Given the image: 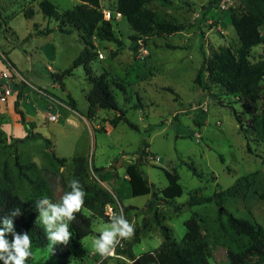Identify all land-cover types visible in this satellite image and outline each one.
Returning a JSON list of instances; mask_svg holds the SVG:
<instances>
[{"label": "rangeland", "instance_id": "rangeland-1", "mask_svg": "<svg viewBox=\"0 0 264 264\" xmlns=\"http://www.w3.org/2000/svg\"><path fill=\"white\" fill-rule=\"evenodd\" d=\"M36 1L39 0H0V23L2 20L9 22V27L21 38L19 41L10 33L8 35L16 41L9 39L0 24V47L5 51L10 47L12 59L29 82L22 108L35 113L34 131L43 137L17 143L28 131L20 123L14 129V138H10L4 128L10 118L6 108L0 107V174L10 177L15 193L30 202L38 217L36 201L48 198L59 203L63 190H71L68 182L78 180L72 158H86V170L79 183L86 193L83 212L95 217L92 221L94 233L81 241L71 237L67 244L71 264H134L142 255L159 251L165 234L180 244L187 230L185 222L192 216L199 220L200 232L210 249L211 264H230L227 255L230 242L222 230L226 214L264 227V143L249 131L247 124L260 111L263 100L246 104L239 101L238 95H229L220 86L211 84L207 75L202 84L195 83V78L205 57L210 58L222 46L234 51L240 47L230 19V14L237 12L240 0H220L219 5L212 7L209 6L214 0L150 2L145 7L185 27L177 33L151 36L138 42L132 40L135 33L122 16L113 20L115 35L123 42V48L100 40L92 69L94 75L105 71L111 74L109 80L117 102L126 112L128 123L137 129L124 121L114 128L109 121L117 114L100 109L94 117L99 115L102 128L92 134L77 115L75 124L66 123V115L71 112L66 114V109L61 107L60 110L50 108V95H41L33 88H44L46 81H55L56 75H64L84 49L79 31L64 25L70 32H61L59 23L43 15ZM48 1L60 12L74 9L78 4L77 0ZM115 7L116 0H101L102 11L114 12ZM30 8L36 14L27 19L24 11ZM47 27L52 29L51 33H40L39 30ZM136 44L139 48L134 50ZM144 48L147 54L142 52ZM98 51L104 58L97 57ZM3 57L0 55L4 65V70L0 68V87L9 84L16 95V81L9 82L3 76L6 65H11L7 55ZM261 59H264V44L254 47L249 54L252 63ZM49 66L54 69V77L47 70ZM115 80L121 82L125 90L114 86ZM21 84L25 87L23 82ZM60 84V89L51 91L60 97H65L64 91H69L83 111L87 104L86 94L92 87L84 68L75 69L72 76L65 75ZM262 87L264 96V83ZM3 100L0 97V102ZM9 100L11 102V98ZM57 112L60 113L58 120L50 121L48 114ZM234 112L244 124L238 123ZM46 140L51 141L50 147ZM145 142L148 147L143 155L142 169L154 185L153 194L118 201L111 184L103 179L104 175L112 170L119 177L123 176L129 164L140 162L137 152ZM52 151L58 158L67 159L64 166L54 159ZM18 161L25 165L36 164V168L23 171L35 180L45 181L49 194L37 197L38 192L21 175L16 165ZM163 169L179 174L184 189L181 197L165 200L162 196L161 190L168 185ZM244 177L246 181L239 193H233L234 189L228 192ZM97 192L109 194L113 202L97 201ZM215 192L226 193L223 207H218L216 202L189 205L191 195L212 196ZM91 202L97 212L90 208ZM99 211L104 213L103 218L98 216ZM121 211L134 225V235L122 240L114 254L101 257L93 246L99 236L98 229L110 223L112 214ZM14 230L19 234L15 225ZM6 239L11 242L13 237L8 234ZM54 246L39 247L32 243L33 256L26 264H59ZM129 247L136 259L122 253Z\"/></svg>", "mask_w": 264, "mask_h": 264}, {"label": "trees", "instance_id": "trees-1", "mask_svg": "<svg viewBox=\"0 0 264 264\" xmlns=\"http://www.w3.org/2000/svg\"><path fill=\"white\" fill-rule=\"evenodd\" d=\"M78 1L81 3L76 5L74 9L62 12L48 0H39L38 7L43 15L54 18L59 23L58 28L61 32H70V30L65 29L64 25L79 31L84 49L73 61L71 67L65 70L63 74L72 76L75 69L84 68L86 79L92 86L87 94V117H94L97 110L100 109L113 111L117 115L109 123L115 128L120 122L128 123V120L126 119V112L121 109L117 102L116 92L113 90L112 82L109 80L111 74L107 71L101 75H94L93 73L92 62L94 61L96 49L94 39L115 43L118 49L123 48V42L116 37L112 22L104 19L101 0ZM153 1L169 3V0H116L114 12L120 13L135 33L132 36L133 41L138 42L151 36L177 33L185 27L183 24L161 18L156 10L145 7ZM210 4L209 7L219 5L220 0H214ZM35 14L36 12L33 8L24 11L27 19H32ZM230 19L240 41V47L234 51L230 47L222 46L210 58L205 57L203 65L195 78V83L202 84L204 75H207L211 84L220 86L229 95H238L240 102L251 104L262 99L263 104L260 107V111L254 114L247 121V124L249 131L253 132L264 143V96L262 94L264 59L254 63L249 60L250 51L254 47L264 44V0H240L237 12L231 13ZM0 24L4 27L7 35L10 33L14 36L16 35L6 20H2ZM51 32L52 29L49 27L40 30L42 34ZM7 37L15 40L9 35ZM15 38L17 39L16 36ZM138 48L139 44L133 47L134 50ZM96 55L97 57L99 56V51ZM8 61L11 63L10 60ZM11 65L13 64L11 63ZM114 83L117 88L125 90L121 82L115 80ZM170 91L174 92L172 89ZM21 97L22 94L19 93L15 110L20 117L21 123L27 129L28 135L17 140V143H24L28 139L43 138L40 133L34 132V122L28 121L24 112L19 109L18 100ZM68 99L72 109H76V100L70 95H68ZM234 115L239 124H244L237 112H234ZM128 124L132 128L137 129L132 123L129 122ZM46 144L47 147H50L52 143L50 140H46ZM147 147L148 144L145 142L143 148L137 152L140 156V162L127 166L126 174L129 178H119L114 171L104 175L103 179L111 184L114 197L118 201L153 194L154 186L149 182L148 177L142 170V159ZM52 154L60 166L65 165L67 159L58 158L53 151ZM72 160L75 165V176L80 181L81 175L86 170L87 160L81 156L74 157ZM16 165L21 175L29 181L33 190L38 192V198L49 194V187L45 181L35 180L23 171L24 168H36L35 163L25 165L20 164L18 161ZM163 171L168 180V185L161 190L164 199L174 200L181 197L184 189L179 182V174L166 169H163ZM244 181H246L245 177L239 179L228 192L234 189L235 192L233 191V193H239L240 188L244 186ZM65 192H68V190L64 189L62 195ZM225 194L223 192H215L212 196L191 195L189 205L216 202L218 207H223V196ZM95 198L102 204L113 202V197L103 192H97ZM262 198H264V195H262ZM93 204L94 202H91L89 206L97 212L98 209ZM16 208L20 209L21 214L13 218V223L17 226L19 234L27 233L31 238V242L39 247L49 246L45 230L37 223L36 212L30 202L15 193L13 183L6 173L0 174V226H2L3 217L9 215ZM98 213L99 217H104L102 211ZM226 216V221L222 223V230L230 242L227 249L230 264H264V227L246 219L237 218L230 213L226 214ZM93 218L95 217L87 216L83 209L76 213L75 220L69 224V230L75 240L81 241L94 233ZM185 226L187 230L180 244L171 239L168 234H165L160 250L156 253L152 252L142 255L138 259L139 264H151L154 262L157 264H211L209 260L211 257L210 249L200 232L199 220L192 216L185 222ZM122 253L129 255L132 259H136L130 247L127 250H122ZM54 255L59 258V264H71L68 245L56 244L54 246Z\"/></svg>", "mask_w": 264, "mask_h": 264}, {"label": "clouds", "instance_id": "clouds-1", "mask_svg": "<svg viewBox=\"0 0 264 264\" xmlns=\"http://www.w3.org/2000/svg\"><path fill=\"white\" fill-rule=\"evenodd\" d=\"M70 191L65 192L59 203H53L48 198L36 201L39 212L37 223L42 224L49 245H67L72 237L69 230L70 222L76 218L84 205L86 193L78 180L69 182ZM20 209L12 210L3 217L0 226V261L3 264H26L33 256L31 251V238L25 234H18L14 230L13 218L20 215ZM99 236L93 242L95 251L101 257H108L122 240L130 239L134 235V225L125 218L123 212L112 214L110 223L98 229ZM11 234L13 239L9 242L6 235Z\"/></svg>", "mask_w": 264, "mask_h": 264}, {"label": "crops", "instance_id": "crops-1", "mask_svg": "<svg viewBox=\"0 0 264 264\" xmlns=\"http://www.w3.org/2000/svg\"><path fill=\"white\" fill-rule=\"evenodd\" d=\"M78 1V0H77ZM37 3L39 1H36ZM81 2L78 1V4H80ZM77 4V5H78ZM123 18V17H122ZM9 24V22H8ZM13 30V29H12ZM40 31V30H39ZM15 32V31H14ZM16 33V32H15ZM17 37V39L20 41L21 38L17 35H15ZM16 41V40H15ZM99 41L98 39H94V44L96 45V47L99 46ZM108 42V41H107ZM111 43V42H110ZM145 47V46H143ZM142 47V48H143ZM10 47L8 48L7 51L5 50H2L1 47H0V55H4L6 54L7 57H8V60H10V62L13 64L12 67L18 72V74L20 76H22L25 80H26V83L25 84V87L22 86L21 82L19 80H16V89H17V93L16 95L13 94V91H12V94L7 98V100H3L2 102H0V107L2 109H5L6 108V111L8 113V116H9V122L7 123H4V128H5V131L8 133V135L10 136V138H14V133H15V128L18 127V125L21 123L20 121V117L19 115L16 113V110H15V104L17 102V99H18V94H22V97L20 100H18V105H19V109L21 111L24 112L25 116H26V119L28 121H31V122H34L35 124V128H36V122H35V113H33L32 111L30 112H27L25 111L23 108H22V101H23V98L25 97V89H26V86L29 85V82L27 80L26 77H24L21 73V71H19L15 61L12 59V50H9ZM14 49V47L12 48ZM0 68L1 70H4V65L2 62H0ZM48 72L51 74L52 77H54L53 75V72H54V69L49 66L47 68ZM65 77V75H63V78ZM89 83V82H88ZM90 84V83H89ZM62 86L60 84V82H58L57 80L55 81H46L45 82V86H44V90L46 91V95H50L51 97V106L50 108H56L58 110L59 107L63 108V109H66V111L64 113L68 114L66 115V123L68 124H75V122L77 121L76 119V115L79 116L82 120L85 121V123L89 126V132L92 134V133H95L96 131H99L102 126L101 124L99 123V115H97L96 117H91V118H88L87 117V113H88V102L87 104L85 105L84 107V110L82 111L80 108H79V104H78V101L71 95V93L69 91L65 92L64 91V94H65V97H60L56 94H54L51 89H60ZM37 88V87H36ZM68 95H70L72 98H74L76 100V109H72V107L69 105V99H68ZM11 98V102L13 103V105H11V102H10V99ZM86 100H87V94H86ZM55 114H59L60 113H55ZM63 115V114H61ZM22 126L24 127V125L22 124ZM106 130L107 131H110L109 129H107L106 127ZM35 132V131H34ZM24 138V137H23ZM39 138H36V139H28L26 140L25 142L29 143L30 141H35ZM23 144V143H22ZM95 167V166H94ZM96 168V167H95ZM104 170H106V167L104 168ZM143 170V169H142ZM112 171V170H111ZM118 176V175H117ZM119 177V176H118ZM119 178H129L127 176V174L125 173L123 176L119 177ZM154 186V185H153ZM166 187V186H165ZM164 187V188H165Z\"/></svg>", "mask_w": 264, "mask_h": 264}, {"label": "built area", "instance_id": "built-area-1", "mask_svg": "<svg viewBox=\"0 0 264 264\" xmlns=\"http://www.w3.org/2000/svg\"><path fill=\"white\" fill-rule=\"evenodd\" d=\"M222 7L225 8L224 3L222 4ZM103 15H104V19L105 20L111 21V22H113V20L118 19L119 17L122 16L120 13L113 12V11H110V10H103ZM142 52H144L145 54L148 53L146 48L142 49ZM1 56H2V58H4L3 57L4 55H1ZM98 57L100 59H102V58H104V55L101 52H99V56ZM6 68H7V71L3 73V76L6 77L9 82H13V81L15 82L16 80H19L20 82L26 83V80L22 76H20L18 74V72L12 67V65H9V67H7V65H6ZM33 88L39 94L46 95V91L43 88H36V87H33ZM12 91L13 90L11 89V86L9 84L4 86V87H0V97H2L4 100H7V98L12 94ZM59 117H60L59 114H53V113H49L48 114L49 120L53 121V122L57 121ZM112 254H114V252ZM151 264H157V263L154 262V263H151Z\"/></svg>", "mask_w": 264, "mask_h": 264}, {"label": "water", "instance_id": "water-1", "mask_svg": "<svg viewBox=\"0 0 264 264\" xmlns=\"http://www.w3.org/2000/svg\"><path fill=\"white\" fill-rule=\"evenodd\" d=\"M63 75H56V80L62 82ZM134 264H139L138 259L134 261Z\"/></svg>", "mask_w": 264, "mask_h": 264}]
</instances>
